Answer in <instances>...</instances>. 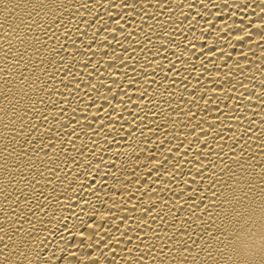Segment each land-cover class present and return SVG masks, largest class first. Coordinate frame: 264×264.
Instances as JSON below:
<instances>
[{"label": "bare ground", "instance_id": "6f19581e", "mask_svg": "<svg viewBox=\"0 0 264 264\" xmlns=\"http://www.w3.org/2000/svg\"><path fill=\"white\" fill-rule=\"evenodd\" d=\"M0 264H264V0H0Z\"/></svg>", "mask_w": 264, "mask_h": 264}, {"label": "clouds", "instance_id": "9594fccd", "mask_svg": "<svg viewBox=\"0 0 264 264\" xmlns=\"http://www.w3.org/2000/svg\"><path fill=\"white\" fill-rule=\"evenodd\" d=\"M222 234V238L232 244L233 250L238 254L249 258L257 257V251L248 243L247 231L243 229L242 225L234 227L226 224Z\"/></svg>", "mask_w": 264, "mask_h": 264}]
</instances>
